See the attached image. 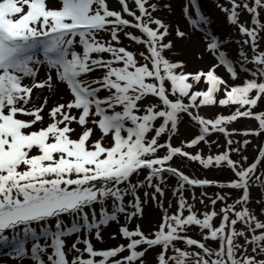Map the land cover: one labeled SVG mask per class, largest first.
<instances>
[{
	"label": "snow or ice",
	"instance_id": "obj_1",
	"mask_svg": "<svg viewBox=\"0 0 264 264\" xmlns=\"http://www.w3.org/2000/svg\"><path fill=\"white\" fill-rule=\"evenodd\" d=\"M117 2L120 10L108 0H0V255L10 264H264V145L249 162L251 141L231 139L264 134V111H254L264 99V0L217 3L240 34L238 59L209 32L205 50L216 63L195 72L172 59L168 39L189 34L154 15L171 12L170 3ZM183 14L193 30L210 23L197 0ZM121 35L143 50L122 46ZM60 85L66 95L49 107ZM37 90L48 92L42 103ZM217 104L237 107L214 119L192 111ZM181 114L198 133L174 146ZM239 118L257 127L229 130ZM214 133L224 145L209 139ZM201 144L209 154L186 150ZM177 156L232 177L192 178L172 165ZM209 187L219 190L197 196ZM168 189L174 203L165 206ZM253 189L259 215L249 206ZM149 202L161 210L159 224L130 228ZM113 223L111 239L123 242L96 249L93 239L102 243ZM194 226L201 239L188 235Z\"/></svg>",
	"mask_w": 264,
	"mask_h": 264
},
{
	"label": "rangeland",
	"instance_id": "obj_2",
	"mask_svg": "<svg viewBox=\"0 0 264 264\" xmlns=\"http://www.w3.org/2000/svg\"><path fill=\"white\" fill-rule=\"evenodd\" d=\"M166 2L172 5V11L169 12L167 9H162L161 11L154 13V15L164 19L165 22L169 23L173 27L179 26L181 30L189 34L190 39H184V40L176 39L174 34L168 37V39L173 40L175 44V49H174V53L172 54V59L174 61H181V60L184 61L186 64L185 71L195 72L200 69L207 70L209 67H211L213 64L216 63L213 56L205 50L207 43L206 35L209 32L215 34L220 41L225 42L224 49L226 50V55L230 57L233 62L237 61L238 44L236 43V41L241 39L240 34L238 33V31L234 26L230 25L227 22L225 13L222 12L220 8L217 7L218 2L225 3L226 0H197V4L199 5L200 11L206 17H208L210 23L196 30H193V28L189 25L188 21L186 20L183 14V8L188 3V0H166ZM108 3L110 8L115 10H120V5L118 4L117 0H108ZM191 11L194 12V10ZM126 18L131 19L130 17H126ZM240 18L242 21H244L248 19V16L247 14H242ZM128 31L136 32V30L134 29H128ZM121 42H122V46L128 47L129 50H143L141 46L135 45L134 43L128 41L125 37H123V35H121ZM261 47L264 48V41L261 42ZM200 56H202V58H198ZM248 66L253 67L252 65H248ZM217 73L221 75L225 80H227L230 84L241 83V80L232 81L230 79L229 74L226 73L223 67L218 68ZM40 75L41 77H43L44 73L41 72ZM95 75H99V73H96ZM241 75L244 76L245 74L241 73ZM247 75H250V73ZM203 87L204 86L201 85V88ZM37 91L40 93V97H41V99L37 103H42L43 97L47 96L48 92L47 90H43L42 92L40 90ZM61 95H66L63 85H60L57 90V94L51 97L49 101V107H51L52 103L57 101ZM236 107L237 106L224 107L217 104L213 106H203L198 110L194 109L192 111L195 114H198L205 118L214 119L218 114H224V115L230 114L231 111H235ZM254 111L255 112L264 111V99H261L259 101L258 106L254 109ZM45 119L47 121L46 115H45ZM73 127H75V125H73ZM256 127H257V122L254 119H250V118H239L237 121L228 125L229 130L234 129L237 130L238 132L249 128L254 129ZM197 133H198V127L195 124V122L192 121L191 118L187 116V114H181V123L179 124V135L173 137L172 143L174 146H179L181 140H190ZM209 139L216 140L220 145H224L225 142V138L223 134H219V133H214L211 137H209ZM231 139L235 141H243L244 139H248L251 141V143L247 146L246 150L243 152V155L248 157L249 162H252L255 159L259 147L261 145H264V134H261L259 137L256 136L246 137L243 135H233ZM161 142H163V138ZM186 150L191 151L193 153L197 150H201L203 154L205 155L209 154L208 148L204 144H201L198 149H186ZM219 150L222 149H216L215 147H213V151H219ZM233 158L238 159L239 157L234 154ZM171 163L174 167L179 168L181 171H183L185 174H188L192 178H207L210 180L227 181L232 177V173L226 168H220V169L212 168L205 170L202 168V166L198 164V162H191L188 161L186 158L179 156L175 157ZM261 169H264V164L261 165ZM168 183L174 185L175 179L170 177ZM202 190L207 191L209 193H214L219 189H216L214 187H209L206 189L197 188L195 189L197 196H199V193ZM223 191H231L233 199L239 195V193L236 192L235 190L224 189ZM185 195L190 197L191 193L186 192ZM251 195L253 198V202L249 206L255 210L257 215H259L261 206L255 203V201L260 198L259 191L257 189H253ZM168 201H172L174 203V198L171 196V189L166 190L165 206ZM196 207L198 209L203 210L204 206L200 205L199 201L197 200ZM217 207H219V205ZM171 211H175V207ZM261 218L264 219V217ZM160 220H161V210L154 203L149 202L144 206L143 218L135 219L129 227L134 228L135 224L139 223L142 229L148 232L150 230H154L155 227L159 224ZM237 227L239 228L241 226L237 225ZM117 232H118V226L114 223L110 224L107 228L103 230L102 235L104 239L102 243L95 241L93 239L92 242L95 248L108 249L111 247H115L119 243L123 242L119 238V236L117 237L116 240L111 239V235ZM188 235L192 236V238L195 239H201V237L198 235V230L195 228V226L188 233ZM207 243L213 247L216 246V242L208 241ZM180 246L185 247L183 245ZM26 247H28V245H26ZM159 250H160L159 248L150 250L147 254V259L149 261L153 260V257L155 256L156 253L159 252ZM188 250L191 251L193 249H188ZM0 264H10V257L0 255Z\"/></svg>",
	"mask_w": 264,
	"mask_h": 264
}]
</instances>
